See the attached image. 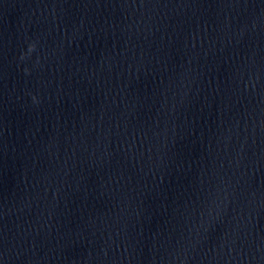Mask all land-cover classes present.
<instances>
[{"label": "water", "instance_id": "95a60500", "mask_svg": "<svg viewBox=\"0 0 264 264\" xmlns=\"http://www.w3.org/2000/svg\"><path fill=\"white\" fill-rule=\"evenodd\" d=\"M0 264H264V0H0Z\"/></svg>", "mask_w": 264, "mask_h": 264}]
</instances>
